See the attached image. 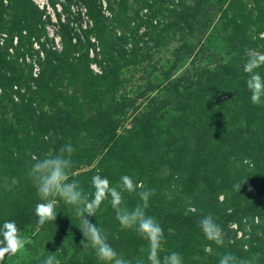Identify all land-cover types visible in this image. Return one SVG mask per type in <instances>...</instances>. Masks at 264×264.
<instances>
[{
    "label": "rangeland",
    "instance_id": "374dc122",
    "mask_svg": "<svg viewBox=\"0 0 264 264\" xmlns=\"http://www.w3.org/2000/svg\"><path fill=\"white\" fill-rule=\"evenodd\" d=\"M40 1L0 0V225L27 238L25 253L0 264L49 254L99 264L70 206L43 225L35 214L32 157L69 142L70 178L86 193L98 170L154 190L146 211L166 253L184 264L259 254L253 264H264V104L251 103L243 71L247 49L264 51V0ZM209 213L232 243L206 251L198 221ZM88 219L126 259H146L147 242L110 204Z\"/></svg>",
    "mask_w": 264,
    "mask_h": 264
},
{
    "label": "clouds",
    "instance_id": "9594fccd",
    "mask_svg": "<svg viewBox=\"0 0 264 264\" xmlns=\"http://www.w3.org/2000/svg\"><path fill=\"white\" fill-rule=\"evenodd\" d=\"M259 35L264 38V32ZM246 57L243 65V71L247 74L246 87L250 92L251 103L260 106L264 104V75L259 71L264 68V51L250 48L246 50ZM73 152L74 148L69 142L55 154H46L43 158L32 157L28 178L42 201L35 207L38 223L43 225L55 221L57 208L62 201L70 206L79 221V230L83 236L81 247L91 249L99 264H184L180 253H166L164 229L155 217L147 214L146 210L155 194L154 190L145 189L143 181L137 182L130 175H123L119 182L113 185L108 178L102 177L98 170L91 178L93 191L86 193L77 180L70 178ZM126 194H135L139 202L130 207ZM105 202L110 204L115 219L123 230L133 231L147 242L146 259H126L109 243L106 231L88 219L94 217ZM198 226L205 239L211 242L206 246V251L211 249L212 244L218 248L225 247L226 239L227 243H232L212 214L202 215ZM26 245L27 238L15 222L5 221L0 225V261L6 256L10 258L25 253ZM242 247L248 249L247 244ZM258 255L243 259L231 252H225L220 256L219 264H253ZM41 264H61V260L56 254H49L43 258Z\"/></svg>",
    "mask_w": 264,
    "mask_h": 264
},
{
    "label": "built area",
    "instance_id": "2783aa9c",
    "mask_svg": "<svg viewBox=\"0 0 264 264\" xmlns=\"http://www.w3.org/2000/svg\"><path fill=\"white\" fill-rule=\"evenodd\" d=\"M41 1H42V0H41ZM41 1H40V2H41ZM89 24H90V25H92V22H91V21H89ZM91 53H92V54H94V53H93V50L91 51Z\"/></svg>",
    "mask_w": 264,
    "mask_h": 264
}]
</instances>
